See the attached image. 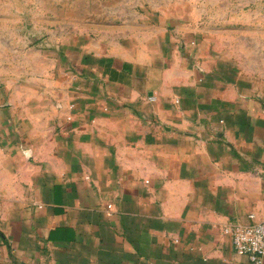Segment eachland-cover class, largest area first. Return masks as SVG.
I'll return each mask as SVG.
<instances>
[{
  "label": "crops",
  "instance_id": "0c3cea01",
  "mask_svg": "<svg viewBox=\"0 0 264 264\" xmlns=\"http://www.w3.org/2000/svg\"><path fill=\"white\" fill-rule=\"evenodd\" d=\"M95 1L51 73L8 68L0 264H251L224 228L264 220V78L193 0Z\"/></svg>",
  "mask_w": 264,
  "mask_h": 264
},
{
  "label": "rangeland",
  "instance_id": "374dc122",
  "mask_svg": "<svg viewBox=\"0 0 264 264\" xmlns=\"http://www.w3.org/2000/svg\"><path fill=\"white\" fill-rule=\"evenodd\" d=\"M100 5L95 0H0V91H9V67L17 68L20 81L26 63L39 70L47 58L51 73L62 44L74 38L67 23L93 16ZM183 5L191 6L195 26L210 29V35L199 36L200 43H210L204 54L252 71L263 81L264 0H193Z\"/></svg>",
  "mask_w": 264,
  "mask_h": 264
},
{
  "label": "built area",
  "instance_id": "2783aa9c",
  "mask_svg": "<svg viewBox=\"0 0 264 264\" xmlns=\"http://www.w3.org/2000/svg\"><path fill=\"white\" fill-rule=\"evenodd\" d=\"M237 253L249 257L251 264H263L264 220L253 225H230L224 228Z\"/></svg>",
  "mask_w": 264,
  "mask_h": 264
}]
</instances>
